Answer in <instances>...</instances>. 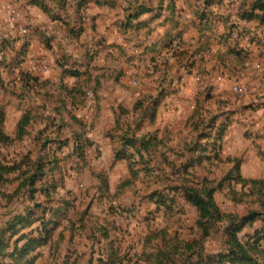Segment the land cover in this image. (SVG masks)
Returning a JSON list of instances; mask_svg holds the SVG:
<instances>
[{
  "label": "rangeland",
  "instance_id": "rangeland-1",
  "mask_svg": "<svg viewBox=\"0 0 264 264\" xmlns=\"http://www.w3.org/2000/svg\"><path fill=\"white\" fill-rule=\"evenodd\" d=\"M244 2L179 0L195 34L179 64L162 49L164 81H91L30 58L36 34L65 69L90 62L75 14L0 0V264H264V22ZM191 189L218 214L200 221Z\"/></svg>",
  "mask_w": 264,
  "mask_h": 264
},
{
  "label": "crops",
  "instance_id": "crops-1",
  "mask_svg": "<svg viewBox=\"0 0 264 264\" xmlns=\"http://www.w3.org/2000/svg\"><path fill=\"white\" fill-rule=\"evenodd\" d=\"M117 1L124 2V5L119 6ZM133 1V6H129L128 3L132 2V0H89L80 11L81 13L75 12L76 20L77 17L81 15L80 24L83 29L82 35L83 33L86 35L84 36V42L89 41V46L94 50V56L91 58L90 62L83 63L82 60L79 59L75 61V66L80 68L78 70L83 73L82 75H85L87 78L90 77L91 81L95 78L98 79L99 76L102 75L108 76L113 74V79L131 81L134 80L135 74L143 70L144 67L150 69L153 78L160 77L159 81H164L166 79L165 76L168 72L170 73V69L175 63L174 58H177V64L181 62L179 57L183 54L181 51L185 50L183 49L185 44L189 42L188 34L194 35L193 27H196L194 20L182 19L178 15V12L183 11V5L178 3L179 0ZM253 1L254 0H245L244 3L251 4ZM142 3L156 9L140 14L137 19L131 21L127 20L126 14H128V12H126L125 8L129 7L135 10V8ZM189 5L191 8H195L192 2L189 3ZM75 6L76 0H67L63 17H69L74 14L73 8L75 9ZM158 7H160V9H158ZM35 9L33 5L30 6L31 15L36 12ZM36 20L37 21L30 18V23L38 22V19ZM76 20L75 23L73 21L74 25H76ZM138 30H140L141 33L147 30L150 37H142L140 39L135 37L133 39L131 35L134 34V31ZM183 33L184 36H182ZM32 37V41L30 42V58L40 56L49 64H53V66L62 68V65L65 67L63 63L51 58L45 48L40 47L36 40L39 36L33 34ZM130 41L135 42V45H130ZM134 46H136V48H134ZM167 46L171 47L172 50L177 49L175 52L177 55L174 58H170L169 55H166L162 50L165 47L167 48ZM155 47H158L160 50L155 51ZM188 48L189 47H186V50ZM149 50H152L151 53ZM159 53L161 55H159ZM121 54L127 56L125 61H129L127 64L130 68L129 72L125 70V67H122L123 65L121 66V63L116 67V59ZM193 61L195 62L196 59ZM167 63L169 64L168 67H166ZM116 68L118 69L117 73ZM173 73L174 72H171V74ZM44 76L49 75L44 73ZM45 80L50 81L49 79Z\"/></svg>",
  "mask_w": 264,
  "mask_h": 264
},
{
  "label": "trees",
  "instance_id": "trees-1",
  "mask_svg": "<svg viewBox=\"0 0 264 264\" xmlns=\"http://www.w3.org/2000/svg\"><path fill=\"white\" fill-rule=\"evenodd\" d=\"M50 1V3H53L50 7V5H47V1L45 0H30V4L38 6L40 8H42V10L44 12H47L49 17L52 19H57L63 16L61 14H56L53 13V10H55L56 7H60L62 9V11L66 10V3L67 0H48ZM89 0H76V6L75 9L73 8V12L76 16V13H81L80 11L85 7L86 3ZM97 2V1H96ZM129 6H131V3H128ZM126 12H128V14H126V18L127 20L131 21L133 19H137L138 16L142 13L145 12H150L153 9L152 6H148L145 3H142L141 5L137 6L135 8V10H133V12L130 11V8H125ZM158 9H160V7H158ZM75 10V11H74ZM255 11H259V12H263L264 11V0H254L251 4H250V11L246 12V11H242L240 13L241 17H245L247 19H259L261 22H264V14L260 15L258 13H256ZM76 12V13H75ZM204 13H202L201 18H204ZM62 21L67 25V22L62 19ZM76 25L77 29H74L75 25H73L72 27H70L69 32L71 35L74 36H80L81 33L83 32L82 26L80 24L81 22V15L79 17H77L76 20ZM93 57V56H91ZM90 57V58H91ZM61 67L63 68L62 71L65 72L66 74H69L71 76L74 77H78V76H82V72L79 70H72V69H65L62 65ZM30 80H38L37 78L33 77L30 75ZM44 83H49L48 80H44ZM68 93H70L72 95L73 98H75L78 94V89L76 87H73L71 89H68ZM142 102H139L137 105H134L132 108H137L139 106H141ZM153 112V111H152ZM28 122V118L24 115V117H22V119L19 121L18 123V128H17V132H18V136H21L24 133L25 130V126ZM0 135H2L4 137V139H6L7 141L9 140V138L7 136H4L1 132ZM83 134H79L77 135V139L80 141L82 138ZM82 142V141H81ZM87 142V144H91L92 142L89 143V141L87 139H84V144ZM148 143L147 141L144 140V146H146ZM125 145H134V141L132 139H127L125 142ZM117 157H119V155H117ZM187 196H188V201H190V203L192 205H194L199 213V220H204V219H208L209 217L218 214L214 204L212 203V199L208 198L205 199L198 191L191 189V191H189V193L187 192ZM238 247L241 249V246L238 245Z\"/></svg>",
  "mask_w": 264,
  "mask_h": 264
}]
</instances>
